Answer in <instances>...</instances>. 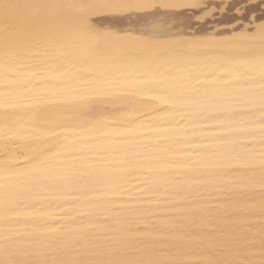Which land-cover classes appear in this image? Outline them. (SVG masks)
I'll list each match as a JSON object with an SVG mask.
<instances>
[{
	"label": "bare ground",
	"instance_id": "obj_1",
	"mask_svg": "<svg viewBox=\"0 0 264 264\" xmlns=\"http://www.w3.org/2000/svg\"><path fill=\"white\" fill-rule=\"evenodd\" d=\"M0 264H264V0H0Z\"/></svg>",
	"mask_w": 264,
	"mask_h": 264
}]
</instances>
